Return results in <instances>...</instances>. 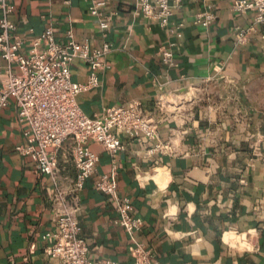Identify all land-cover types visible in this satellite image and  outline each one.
<instances>
[{"label": "crops", "instance_id": "1", "mask_svg": "<svg viewBox=\"0 0 264 264\" xmlns=\"http://www.w3.org/2000/svg\"><path fill=\"white\" fill-rule=\"evenodd\" d=\"M100 1L113 13L108 29L87 0H12L24 50L51 26L62 43L71 29L92 48L110 44L99 85L78 96L86 115L139 99L159 125L154 140L123 136L115 161L89 142L98 162L78 213L93 259L126 264L137 244L161 264H264V23L236 12L234 0H183L168 27L136 11L137 0ZM205 4L215 7L210 24L195 21ZM171 43L168 68L158 52ZM89 71L80 59L71 64L74 81L87 82ZM161 92L175 102L166 112L155 106ZM24 130L11 99L0 113V264H58L44 252L53 183L16 150ZM68 151L66 143L58 153L66 185L76 175ZM114 171L118 198L144 219L137 234L115 223L120 200L96 189Z\"/></svg>", "mask_w": 264, "mask_h": 264}, {"label": "built area", "instance_id": "2", "mask_svg": "<svg viewBox=\"0 0 264 264\" xmlns=\"http://www.w3.org/2000/svg\"><path fill=\"white\" fill-rule=\"evenodd\" d=\"M89 11L101 27L108 29L113 13L104 11V1L87 0ZM183 0H137L135 10L162 27L170 26L175 10ZM236 12H255V20L264 23V0H234ZM196 14L197 23L210 24L215 18V7L205 4ZM12 0H0V113L11 99L19 112V121L24 126L25 141L16 150L29 156L39 172L53 183V228L44 235L47 240L44 252L58 264H97L90 253L87 240L82 236L79 220L81 191L96 172L98 155L90 148V141L102 144L115 161L125 149L123 136L137 139L145 136L154 140L159 135V125L154 113L143 108L141 100H133L121 106L105 108L102 117L86 115L78 103V96L87 89L98 86L99 72L109 67L103 58L110 44L92 48L89 42H78L70 29L66 43L57 40L53 26L47 28L30 50L17 33L12 14ZM163 46L158 54L172 68L175 64L173 46ZM80 59L88 64L89 74L85 83L74 81L71 64ZM175 102L164 92L158 94L155 106L160 112L168 111ZM69 145V157L76 175L69 184L61 177V162L58 153ZM162 148L157 143L155 149ZM115 169L117 165H114ZM96 189L113 197L117 195L115 171L99 176ZM115 223L131 234L139 233L144 219L135 211L129 200H120ZM132 259L126 264H161L151 249L144 245L131 244ZM100 264H119L106 258Z\"/></svg>", "mask_w": 264, "mask_h": 264}, {"label": "bare ground", "instance_id": "3", "mask_svg": "<svg viewBox=\"0 0 264 264\" xmlns=\"http://www.w3.org/2000/svg\"><path fill=\"white\" fill-rule=\"evenodd\" d=\"M231 240V237H228Z\"/></svg>", "mask_w": 264, "mask_h": 264}]
</instances>
